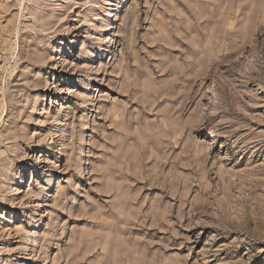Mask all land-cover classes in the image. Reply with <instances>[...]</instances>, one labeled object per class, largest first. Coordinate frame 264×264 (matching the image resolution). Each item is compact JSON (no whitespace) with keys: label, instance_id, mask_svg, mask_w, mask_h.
Wrapping results in <instances>:
<instances>
[{"label":"rangeland","instance_id":"obj_1","mask_svg":"<svg viewBox=\"0 0 264 264\" xmlns=\"http://www.w3.org/2000/svg\"><path fill=\"white\" fill-rule=\"evenodd\" d=\"M0 264H264V0H0Z\"/></svg>","mask_w":264,"mask_h":264}]
</instances>
